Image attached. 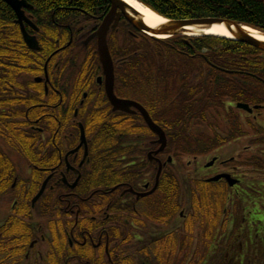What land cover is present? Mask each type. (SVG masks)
<instances>
[{"label":"flooded vegetation","instance_id":"obj_1","mask_svg":"<svg viewBox=\"0 0 264 264\" xmlns=\"http://www.w3.org/2000/svg\"><path fill=\"white\" fill-rule=\"evenodd\" d=\"M16 1L21 24L2 1L10 44L26 49L28 61L14 93L10 85L0 95V120L15 128L12 139L0 138V264H252L258 231L248 216L262 207L264 170L250 146L238 147L249 138L264 146L261 112H239L242 134L230 123V141L214 150L230 148L227 159L200 167L194 156L196 169L172 170L168 89L129 77L111 52L126 43L123 33L143 42L128 11L116 8L107 30L114 95L139 105L164 142L134 106L114 111L108 101L96 35L112 12L107 0L38 14ZM251 169L259 180L248 179ZM222 176L228 181L209 182Z\"/></svg>","mask_w":264,"mask_h":264},{"label":"trees","instance_id":"obj_2","mask_svg":"<svg viewBox=\"0 0 264 264\" xmlns=\"http://www.w3.org/2000/svg\"><path fill=\"white\" fill-rule=\"evenodd\" d=\"M27 1L34 8V14L40 9L50 11L75 5L86 11L107 4L106 0ZM135 1L170 21L228 20L264 35V0ZM8 10L0 1V95L10 85V92L14 93V76L26 71L23 66L28 61L23 58L27 56L26 49L10 44L14 33L9 28L12 24ZM141 38L143 42L127 36L122 48L112 45L111 52L114 59L124 61L123 66L129 70L124 69L123 73L129 77L137 74L140 80L154 83L155 89H168L169 149L174 159L196 157L225 146L232 136L231 122L237 126L234 133L242 134L239 127L242 120L233 107L235 103L264 107V83L256 79L264 82L263 52L238 41L209 36L166 40ZM162 115L163 111L159 112V116ZM246 122L253 133H260L252 122ZM14 133L15 128L0 120V138L12 139ZM261 142L264 143V137ZM261 154L253 156L251 162L256 163L257 169L264 170ZM5 249L0 243L1 254Z\"/></svg>","mask_w":264,"mask_h":264},{"label":"water","instance_id":"obj_3","mask_svg":"<svg viewBox=\"0 0 264 264\" xmlns=\"http://www.w3.org/2000/svg\"><path fill=\"white\" fill-rule=\"evenodd\" d=\"M4 1L10 8H12L16 15L18 16V23L21 24V21L24 20V14L21 12L20 7L18 6V3L16 0H2ZM108 2L111 4L112 12L106 17L104 22L102 23L101 27L99 28L97 32V53L99 62L102 66L103 74L105 76V92L106 96L108 98L109 103L113 107V110H123L126 106H134L143 116L144 121L148 128L155 132L156 134L161 136V142H164V136L161 132V130L152 122V120L149 118L147 113L137 104L127 101H122L116 98L114 95V67L112 63V59L109 54L107 42H106V35L107 30L109 26V22L112 16L113 11L116 8L119 9H125L131 14V18L128 19L129 24L139 33H142L146 36H149L151 38H158V37H164V38H173L177 36H188L187 33L190 32L189 28L198 29V32H203L214 25L217 26H223L233 37L235 41H238L242 44H245L247 46H250L252 48H255L261 52L264 53V42L259 41L252 37L250 34L243 31L242 28L244 26H241L239 24H236L234 22L228 21V20H220V19H213V18H205V19H194V20H178V21H168L167 23L160 25L154 29H150L143 23V19L141 16L130 6H128L126 3H124L121 0H108ZM22 27V26H21ZM197 34L198 36L203 35ZM22 34L24 35L25 32L22 28ZM258 79V78H257ZM259 80V79H258ZM237 109H240L244 112H247L248 114H251L253 110L258 109V107H254L251 109L248 105L244 104H238ZM163 149V146L160 148L159 152ZM220 178H225L228 181L227 176L217 177L215 179H212L211 182H217ZM43 189H41L36 196V199L39 198L42 195Z\"/></svg>","mask_w":264,"mask_h":264},{"label":"rangeland","instance_id":"obj_4","mask_svg":"<svg viewBox=\"0 0 264 264\" xmlns=\"http://www.w3.org/2000/svg\"><path fill=\"white\" fill-rule=\"evenodd\" d=\"M124 36L127 37L126 33H123ZM251 121V119H250ZM258 122L259 124L264 125V110L261 112L260 116L258 117ZM255 141H252L250 138L246 141H242L239 144L238 150L240 152H243L245 147L250 146V154H256L259 153L260 151H264V146H259V145H254ZM258 148H263L261 150H257ZM231 149L228 147L223 148L222 150H219L217 153L214 151L212 154L211 152L209 154H201L198 157V163L200 164L199 166L202 167L205 163L209 162L212 157L217 156L220 157L221 159H227L229 156H231ZM261 157L264 158V154L260 155ZM197 167L195 166V163L192 160L191 156H184L180 159V162L175 163V165L171 166L172 170H181V171H187L190 172ZM253 174V175H252ZM188 176H190L189 173H187ZM249 180L254 179L255 181L259 180V176L257 172H253L251 169L249 171ZM262 209V210H261ZM261 209L254 208L249 210V220L251 222L257 223L255 225V229L258 231V238H257V246L258 248L254 249L251 252V262L252 264H264V201L262 203ZM222 230V228H220Z\"/></svg>","mask_w":264,"mask_h":264},{"label":"bare ground","instance_id":"obj_5","mask_svg":"<svg viewBox=\"0 0 264 264\" xmlns=\"http://www.w3.org/2000/svg\"><path fill=\"white\" fill-rule=\"evenodd\" d=\"M121 1L126 3L132 9H134L143 19V23L147 27H149L150 29H154L160 25L167 23L164 18L156 15L155 13H153L149 9L145 8L143 5L136 2L135 0H121ZM242 29H243V31L250 34L255 39L264 42V36L260 35V33L252 30L249 27H244ZM189 31L190 32L187 33V35H189V36H197V34H199L201 32V31L198 32L199 30L194 29V28H192V29L189 28ZM201 34L209 36V37H217V38H222V39H226V40L233 39L232 35L223 26H217V25H214L210 29L201 32ZM158 39L163 40L165 38L164 37H158Z\"/></svg>","mask_w":264,"mask_h":264}]
</instances>
